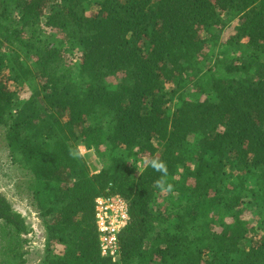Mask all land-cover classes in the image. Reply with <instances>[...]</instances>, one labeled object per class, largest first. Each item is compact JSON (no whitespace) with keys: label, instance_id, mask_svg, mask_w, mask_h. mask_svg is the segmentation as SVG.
I'll return each mask as SVG.
<instances>
[{"label":"trees","instance_id":"1","mask_svg":"<svg viewBox=\"0 0 264 264\" xmlns=\"http://www.w3.org/2000/svg\"><path fill=\"white\" fill-rule=\"evenodd\" d=\"M0 138L45 227L38 264H264V0H0ZM110 195L116 261L94 218ZM27 233L0 194V264H25Z\"/></svg>","mask_w":264,"mask_h":264},{"label":"rangeland","instance_id":"2","mask_svg":"<svg viewBox=\"0 0 264 264\" xmlns=\"http://www.w3.org/2000/svg\"><path fill=\"white\" fill-rule=\"evenodd\" d=\"M229 32L230 29L228 28L224 36L227 37ZM169 87L170 85H167V88ZM0 140L2 139L0 138ZM86 151L87 155L84 158L90 172L93 173L102 167V160L99 159L94 150L86 149ZM142 162H138L137 166H142ZM25 186L23 173L16 168L6 153L0 152V194L4 195L13 208L22 214L27 224L28 233L24 235L27 242L23 244V249L26 251L25 264H38L43 258L46 232L38 213L31 205ZM4 258L8 259L9 257L1 253L0 249V260Z\"/></svg>","mask_w":264,"mask_h":264},{"label":"built area","instance_id":"3","mask_svg":"<svg viewBox=\"0 0 264 264\" xmlns=\"http://www.w3.org/2000/svg\"><path fill=\"white\" fill-rule=\"evenodd\" d=\"M95 225L102 256L116 261L119 258V234L129 220L128 205L119 195L95 199Z\"/></svg>","mask_w":264,"mask_h":264},{"label":"clouds","instance_id":"4","mask_svg":"<svg viewBox=\"0 0 264 264\" xmlns=\"http://www.w3.org/2000/svg\"><path fill=\"white\" fill-rule=\"evenodd\" d=\"M69 155L73 159H82L87 155V151L83 145H77L74 149L69 150ZM151 167L154 171L161 174V177L155 181V187L163 193H172L174 191V185L169 183L165 178L168 176L167 164L155 157H144L142 166H137L140 174H142L143 168Z\"/></svg>","mask_w":264,"mask_h":264},{"label":"crops","instance_id":"5","mask_svg":"<svg viewBox=\"0 0 264 264\" xmlns=\"http://www.w3.org/2000/svg\"><path fill=\"white\" fill-rule=\"evenodd\" d=\"M99 169L95 170V172H97Z\"/></svg>","mask_w":264,"mask_h":264}]
</instances>
